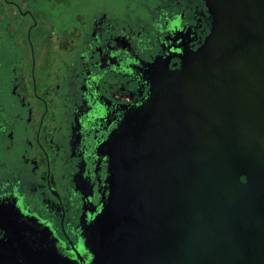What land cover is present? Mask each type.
<instances>
[{
  "label": "water",
  "instance_id": "95a60500",
  "mask_svg": "<svg viewBox=\"0 0 264 264\" xmlns=\"http://www.w3.org/2000/svg\"><path fill=\"white\" fill-rule=\"evenodd\" d=\"M196 49L157 61L147 96L103 143L81 263L47 230L12 227L0 264H264V0H202Z\"/></svg>",
  "mask_w": 264,
  "mask_h": 264
},
{
  "label": "flooded vegetation",
  "instance_id": "af4514ba",
  "mask_svg": "<svg viewBox=\"0 0 264 264\" xmlns=\"http://www.w3.org/2000/svg\"><path fill=\"white\" fill-rule=\"evenodd\" d=\"M210 25L202 0H0V238L47 230L86 262L103 143L147 96L154 64L178 67Z\"/></svg>",
  "mask_w": 264,
  "mask_h": 264
},
{
  "label": "rangeland",
  "instance_id": "374dc122",
  "mask_svg": "<svg viewBox=\"0 0 264 264\" xmlns=\"http://www.w3.org/2000/svg\"><path fill=\"white\" fill-rule=\"evenodd\" d=\"M8 9H9V8H8ZM11 10H14V8H11ZM14 12H15V13H14V15L12 16L13 20H12V18H11V20H12L13 23L18 24L19 22H21L20 19H22V18L18 15V13H17L16 10H14Z\"/></svg>",
  "mask_w": 264,
  "mask_h": 264
}]
</instances>
